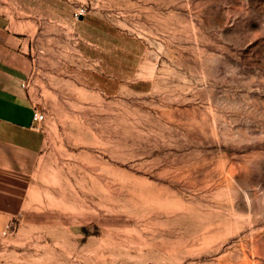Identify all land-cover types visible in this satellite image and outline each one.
Masks as SVG:
<instances>
[{
	"label": "rangeland",
	"instance_id": "1",
	"mask_svg": "<svg viewBox=\"0 0 264 264\" xmlns=\"http://www.w3.org/2000/svg\"><path fill=\"white\" fill-rule=\"evenodd\" d=\"M0 4L86 8L104 58L40 62L44 146L0 264H264V0Z\"/></svg>",
	"mask_w": 264,
	"mask_h": 264
},
{
	"label": "crops",
	"instance_id": "2",
	"mask_svg": "<svg viewBox=\"0 0 264 264\" xmlns=\"http://www.w3.org/2000/svg\"><path fill=\"white\" fill-rule=\"evenodd\" d=\"M21 12L0 4V213L9 216L21 210L29 184L28 166L44 146L43 131L32 120L33 109L39 107L30 95L43 72L40 62L62 59L53 56L52 49L63 55L69 53L78 73L82 66L77 61L85 56L90 70L104 69L100 54L85 52L90 49L83 45L85 14L75 20L72 10L65 20L55 21Z\"/></svg>",
	"mask_w": 264,
	"mask_h": 264
},
{
	"label": "built area",
	"instance_id": "3",
	"mask_svg": "<svg viewBox=\"0 0 264 264\" xmlns=\"http://www.w3.org/2000/svg\"><path fill=\"white\" fill-rule=\"evenodd\" d=\"M85 13H86V8L78 7L73 12V17L75 20H77L79 15H84ZM32 120L34 121L35 126H37L38 128L42 127V125L46 120V112L43 109L34 108L32 112Z\"/></svg>",
	"mask_w": 264,
	"mask_h": 264
},
{
	"label": "water",
	"instance_id": "4",
	"mask_svg": "<svg viewBox=\"0 0 264 264\" xmlns=\"http://www.w3.org/2000/svg\"><path fill=\"white\" fill-rule=\"evenodd\" d=\"M82 17H83L82 15H79V16H78V19H82Z\"/></svg>",
	"mask_w": 264,
	"mask_h": 264
}]
</instances>
